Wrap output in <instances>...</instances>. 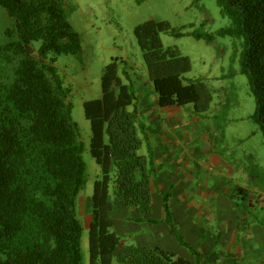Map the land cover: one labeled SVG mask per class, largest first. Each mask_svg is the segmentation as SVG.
<instances>
[{
  "label": "trees",
  "instance_id": "trees-1",
  "mask_svg": "<svg viewBox=\"0 0 264 264\" xmlns=\"http://www.w3.org/2000/svg\"><path fill=\"white\" fill-rule=\"evenodd\" d=\"M215 1L230 20L218 35L240 41V72L255 97L253 121L264 136V0ZM0 6L12 22L0 44V264H81L76 199L85 165L69 90L54 66L55 56L78 50L79 38L60 0H0ZM162 33L181 35L167 21L148 20L133 29L157 105L191 106L201 116L211 107L212 92L203 81L184 82L191 61L176 47H164ZM35 43L36 53L29 54L26 47ZM125 78L127 83L112 59L102 69L100 98L83 103L89 152L100 170L90 199L89 264H112L116 256L118 264H199L174 225L169 192L162 195L164 218H152L156 165L151 151L139 153L146 132ZM110 186L114 201L132 214L127 222L165 223L194 261L159 247L124 244L110 217Z\"/></svg>",
  "mask_w": 264,
  "mask_h": 264
},
{
  "label": "rangeland",
  "instance_id": "rangeland-1",
  "mask_svg": "<svg viewBox=\"0 0 264 264\" xmlns=\"http://www.w3.org/2000/svg\"><path fill=\"white\" fill-rule=\"evenodd\" d=\"M60 8L79 38L78 50L55 56L54 66L63 87L69 90L71 117L78 128L85 165V184L76 199V217L82 227L81 264H89L90 199L93 183L100 175L89 152L91 131L84 117L83 103L100 98L102 69L115 58L122 81L127 83L125 77L128 75L133 90L137 88L136 83L141 84L138 91L145 90L147 75L133 29L148 20L167 21L176 33L181 34L162 33L164 47H176L181 55L190 59L191 70L183 75L184 82L203 81L213 97L210 109L201 116L193 114L194 117H189L187 111L192 107L186 106L176 108L171 120L165 121L162 140L174 143L176 147H173L175 152L164 153L162 160L157 162L161 185L167 178L174 180L175 187L188 183L186 209L197 210L209 195L214 196V201L219 198L218 204L225 198L241 204L253 216L256 228L261 230L256 235V242L264 247V136L253 121L255 97L246 76L240 72V41L218 35L220 29L230 25V20L221 16L216 1L60 0ZM11 23L0 6V44L7 42L5 30ZM194 34L203 38L196 39ZM38 47V43L30 46L33 54ZM179 111L184 113L182 117ZM203 126L205 129L197 132L196 129ZM190 148H195L196 152L185 154L184 150ZM144 152L145 147L139 151L140 154ZM109 200H114L111 186ZM177 200L171 199L176 203L172 207L179 212L182 205ZM161 203V199L158 203V199L153 198L155 219L164 217ZM210 220L214 222L213 226L217 225L216 219ZM201 233L207 236L206 231ZM161 238L162 250L180 257L191 256L171 234L161 235ZM239 244H245V241ZM154 246L158 244L148 245ZM251 255L250 259L244 256L240 261L264 264V253L256 254L255 261V254ZM112 264H118V258L115 257Z\"/></svg>",
  "mask_w": 264,
  "mask_h": 264
},
{
  "label": "crops",
  "instance_id": "crops-1",
  "mask_svg": "<svg viewBox=\"0 0 264 264\" xmlns=\"http://www.w3.org/2000/svg\"><path fill=\"white\" fill-rule=\"evenodd\" d=\"M144 81L146 88L143 92L138 91L141 84L136 83L137 86L135 87L137 88L134 90L137 96L135 95L136 102L134 107L138 113L140 124L145 127L146 138L143 144V147H145L144 155L148 154V151H151L156 165L153 198L156 197L159 203L160 199L162 201L163 194L170 193L169 203L174 225L182 240H185L184 242L198 254L199 264H244V262L240 260H242L244 256L245 258L248 256L247 258L250 259L252 256L251 254H255L253 256L255 261L256 254L260 256L264 253L263 245L260 246V243L256 242V235L260 234L261 230L256 228L253 216L250 212H246L241 204L233 203L232 200L227 198L221 200L218 204L219 198L214 201V196L209 195L207 199L205 198L206 201L203 200V202H201L202 206L197 210L191 208L186 209L184 201H186L185 197L190 190L188 183L183 182L180 186L175 187L173 184L174 180L167 178L164 185H161V174L157 167V162L162 160L161 157L164 153L169 151L175 152L173 147H176L174 143H167L162 140V135H165L166 130L164 124L166 120H171L176 108H160L157 105L156 94L153 91L151 83L148 81V78ZM178 113L181 117L184 115V113L180 111ZM187 113L189 117H194L191 109L188 108ZM203 129H205L204 126L196 130L197 132H202ZM181 138L185 141L183 136ZM195 152V148L184 150L185 154H193ZM175 198L178 199L177 202H180L179 205H182L181 208H178V211L180 210L179 212L175 211L174 207H172V205L176 203H173L171 199ZM112 203L113 210L110 213V217L114 222L115 232L121 237L124 244H129V242H131V244L146 245L147 247L148 245L158 244V246L154 247L162 249V247H160L161 240L163 239L161 235L168 236L171 234L174 237L165 223L154 225L127 222V219L132 217L130 210L114 200ZM234 204L236 206H234ZM208 209L209 211H207ZM163 218L157 220H162ZM210 218L216 219V226H213L214 222H211ZM204 231L207 233L206 237L204 233H201ZM198 233H200V235H198ZM193 237L196 239L192 241ZM123 239H125V241H123ZM174 239L176 240L175 237ZM244 241L245 244H239V242L243 243ZM178 245L181 248L183 247L179 243ZM244 245L245 247H242ZM183 249L188 251L191 255L183 258L194 261L192 253L184 247ZM244 254H247V256ZM249 261L250 260H248L247 264H249Z\"/></svg>",
  "mask_w": 264,
  "mask_h": 264
},
{
  "label": "water",
  "instance_id": "water-1",
  "mask_svg": "<svg viewBox=\"0 0 264 264\" xmlns=\"http://www.w3.org/2000/svg\"><path fill=\"white\" fill-rule=\"evenodd\" d=\"M27 51L29 52V54H33V50L29 47H26Z\"/></svg>",
  "mask_w": 264,
  "mask_h": 264
}]
</instances>
